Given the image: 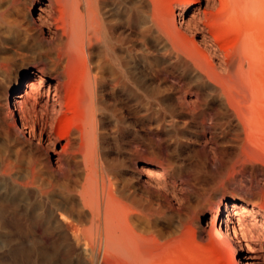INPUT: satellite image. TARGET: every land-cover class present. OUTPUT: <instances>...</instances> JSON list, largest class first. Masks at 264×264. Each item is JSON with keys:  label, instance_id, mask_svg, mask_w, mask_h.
Instances as JSON below:
<instances>
[{"label": "bare ground", "instance_id": "bare-ground-1", "mask_svg": "<svg viewBox=\"0 0 264 264\" xmlns=\"http://www.w3.org/2000/svg\"><path fill=\"white\" fill-rule=\"evenodd\" d=\"M157 80L177 86L160 99ZM130 115L151 143L129 142L126 172L105 141L122 151ZM162 137L204 138L195 168ZM0 184L50 188L91 264H163L188 238L264 264V0H0Z\"/></svg>", "mask_w": 264, "mask_h": 264}, {"label": "rangeland", "instance_id": "rangeland-1", "mask_svg": "<svg viewBox=\"0 0 264 264\" xmlns=\"http://www.w3.org/2000/svg\"><path fill=\"white\" fill-rule=\"evenodd\" d=\"M204 5L205 2H203V7ZM176 15H178V12ZM34 16H36V12H34ZM177 20L180 21L179 18ZM33 65L34 61L28 59L22 64L20 70ZM160 83H163L160 99H163L170 90L177 86L175 81L157 80L156 85L153 87H157ZM15 90L16 87L14 86L10 95L14 101L20 93V91ZM144 95H148V93ZM146 98L151 100L149 95ZM10 109H15V104L10 105ZM131 111L132 109H130ZM132 112H128V114H132ZM49 116L52 115L48 114L47 116L50 121L51 117ZM104 118L108 120L106 116ZM129 118V123L134 128L126 132V136L124 135L125 142L127 141L125 143L126 146L123 148L124 150L118 151L116 149L114 135L107 137L105 141L110 150V160L120 163L122 169L126 172L131 170L127 159L133 150L129 142L136 140V137L139 136L142 139V143H151V138L145 134L146 131L141 130L140 126L135 125V121L131 115ZM198 122L196 121L192 128L194 127L195 129L193 128V130L196 131L194 132L196 134L199 133L198 135L201 136ZM134 129L139 131L141 136L135 134ZM108 130L112 132V127L108 126ZM57 132L56 127L51 130V134L53 135ZM28 137L31 136L28 134ZM161 140V145L168 149V153L175 160L177 168H182L183 173L186 174L195 168L198 160L201 158V148L205 141L204 138L195 140L193 137V140L186 142L181 150L174 149L167 138L162 137ZM33 141L35 142V140ZM143 160L144 157L139 158L138 163L141 168L144 167ZM226 177L228 176L226 175ZM247 188L246 184H243L241 187H224L219 190L216 197L224 199L233 195L239 196L243 189ZM46 191V193L42 194L33 188L25 189L13 184H0V264H91L90 259L85 256L73 238L60 231L57 223L50 218V188ZM184 194L187 193L184 192ZM210 217L211 214L209 212H204V216L198 225L201 227ZM261 241L264 242V238ZM251 243L253 246L258 244V242ZM242 246L246 249L245 242H242ZM168 259L163 264H237L236 257L228 247L213 241L201 242L191 240L190 238L184 244H179L175 249L171 250Z\"/></svg>", "mask_w": 264, "mask_h": 264}]
</instances>
